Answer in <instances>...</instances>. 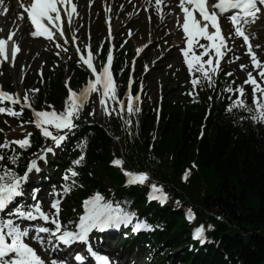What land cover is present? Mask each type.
<instances>
[{
	"label": "snow or ice",
	"instance_id": "1",
	"mask_svg": "<svg viewBox=\"0 0 264 264\" xmlns=\"http://www.w3.org/2000/svg\"><path fill=\"white\" fill-rule=\"evenodd\" d=\"M158 10L163 18V9L161 6L162 0H155ZM67 13L68 21L71 23L73 14H76L77 6L72 3V0H34L30 6H25V10L30 18L31 24L35 26V31L31 33L34 37L45 36L48 39L54 38V33L45 21L50 24L60 22L57 26L60 28V35L63 33V21L61 18V7ZM69 5L71 10L69 11ZM179 7L184 14L182 28L187 37V47L183 49L185 62L192 72L201 74V77L192 79L194 88L200 85L201 78L205 79L209 86L213 85V77L218 75L220 68V60L223 59L225 49L227 48V40L222 34L220 25V14L229 12L230 10H239L236 14L230 17L231 23L235 26V34L244 38L245 42L249 43L248 53L251 55V61L255 68L259 70V81L251 72L248 73L246 84L252 86V105H248L244 99L245 89L240 86L238 89L228 87L226 91L234 93L239 92V96L228 107V111H232L233 107L242 108L251 113V119L258 123H264V62L258 59L256 52L253 51L249 36L243 30V27L249 23H254L258 18V14L264 9V0H218V2L209 5L208 0H179ZM110 11V10H109ZM199 16V18H197ZM22 18V17H21ZM179 24V20L177 21ZM214 29V31H210ZM12 33L7 40L0 38V63L9 60L7 50L8 41L12 39ZM75 39V37H74ZM200 39H204L210 44H201L203 49L201 54L193 52L194 43H198ZM65 37V43H67ZM57 47L67 51V48L57 44ZM19 45H15L11 55V61L14 66L16 54L20 52ZM80 51V49H77ZM214 50V56L210 53ZM102 51V50H98ZM59 55V53H57ZM205 57H208L205 59ZM96 56L91 51L90 45L87 46V54L80 51V61L82 65H86L91 70V74L95 79H89L86 86L77 92L68 86L69 95L66 98L65 108L57 111L54 107L48 106L51 110H36L34 108L33 97L25 94L23 98L19 93H9L4 91L0 86V105L7 104L8 106H0V113H7L14 118H20L24 114V109L27 107L33 113L34 119L24 121L21 120L20 130L24 133L22 138L8 140L0 143V168L3 172L0 173V264H48L45 259L39 255L30 243L26 242V238L35 239L42 246L45 244V239L39 233H48L57 240V247L60 244L71 247L74 243H83L86 251L89 254L86 258L83 254L77 253L74 259L79 264H85L86 259L98 261L99 264H113L107 254H101L95 250L90 242V236L94 231L104 232L112 228H120L121 226L132 225V231H152L154 225L147 217L141 218L138 209L134 208L130 202L128 207H123L119 203L114 205L113 202L106 200L105 196L96 192L93 196L84 200L83 208L85 212L79 217L76 224L77 230H68L64 227L60 220V199L59 193H56V199L52 202L51 208L55 209L54 213H47L42 208V201L38 196V190L26 188L29 184L30 176L33 173L41 171L40 161L47 163L49 154L55 156L57 150L64 151L70 136L75 134L79 125L76 123L80 119V114L86 104L89 103L93 93H98L100 96V104L107 115L116 114L123 118L125 111L130 117L133 113H138L141 109L134 106V102L139 101L138 96H132L127 93L124 98L118 96L117 85L114 80L111 70L114 56L109 52L106 57V62L102 63L98 69L94 60ZM215 60V63H214ZM246 65H241L245 68ZM2 74V73H0ZM43 72L41 70V76ZM226 75L231 76V73ZM32 93L39 92V89L31 90ZM191 94V93H190ZM211 99V97H210ZM125 100L127 104L125 105ZM111 102V103H110ZM19 105V110H17ZM90 115H94L93 110ZM125 125L130 130L132 120L130 118L124 120ZM137 126L139 121H136ZM25 124H34L45 140V145L37 153H33L34 159L30 160L23 174H20L16 168L19 166V161L23 154L32 146V132L24 127ZM3 130L0 129V132ZM131 134V132H129ZM203 135V133H201ZM50 141V143H49ZM87 139L78 140L76 147L79 148L80 154L71 161V166L65 170L63 179L66 183L63 186L64 192H70L72 187L77 185V177L79 172L76 167L82 166L86 158ZM17 148L21 151H17ZM8 153L7 160L14 166L9 168L7 164H3ZM115 165L123 167L124 161L116 159L113 161ZM195 167V165H193ZM191 170H187L183 179L187 181ZM126 183L131 185H144L149 182L150 176L146 172H134L125 170ZM83 186V185H79ZM31 191V200L26 197ZM169 195L164 191L163 185L157 183L150 184V192L148 195L149 202L157 200L160 203H166ZM179 204L180 202L177 201ZM194 213L191 209L188 210L187 219H194ZM14 217V218H13ZM41 220L49 222L54 227L42 226L38 232L31 234L29 229L25 227L27 221ZM212 225H199L193 231L194 239L200 243H207L208 238L206 231L212 229ZM51 245V240L48 241ZM47 250V249H45ZM51 264H67V261L52 259Z\"/></svg>",
	"mask_w": 264,
	"mask_h": 264
},
{
	"label": "trees",
	"instance_id": "2",
	"mask_svg": "<svg viewBox=\"0 0 264 264\" xmlns=\"http://www.w3.org/2000/svg\"><path fill=\"white\" fill-rule=\"evenodd\" d=\"M85 76L79 71L77 84ZM62 79L61 72L50 76L46 90L35 100L39 107L44 100L61 105L67 93ZM205 101L194 104L166 101L157 125L152 111L140 118L138 126L132 120L130 130L124 119L115 120L119 143L124 150L123 167L147 172L173 196L188 202L201 221L216 226L213 236L218 246L201 250L199 255L186 252L188 261L264 264V126L254 124L241 111H228L226 100L220 98L215 100L205 133L199 139ZM79 133L89 139L80 171L83 187L70 201L71 209L92 191H103L110 199H127L136 206H143L147 189L124 188L121 170L112 167L113 156H120L121 151L106 132L100 127L84 126ZM41 145L38 139L35 146ZM78 155L79 152H73L71 159ZM187 169L191 170L190 177L183 181ZM144 210L152 220L166 224L163 232L154 237L156 243L169 241L174 247H185L189 242V227L181 210L154 206Z\"/></svg>",
	"mask_w": 264,
	"mask_h": 264
},
{
	"label": "rangeland",
	"instance_id": "3",
	"mask_svg": "<svg viewBox=\"0 0 264 264\" xmlns=\"http://www.w3.org/2000/svg\"><path fill=\"white\" fill-rule=\"evenodd\" d=\"M122 9L123 5H118L116 13L117 17L121 13ZM83 13L84 21H89L90 15L89 12H87L86 6ZM136 16L137 14L135 11L128 14L124 13L122 16L123 22H117L116 24V29L119 31L118 42L120 44V48L129 51L132 50L133 52L134 49H138L143 46V44L150 42L151 35L154 32H157L161 27L160 21H158L153 26V30H151L150 22L146 17L143 18L144 23H142L139 20H134ZM91 22L93 24L95 36L94 45L95 48L98 49L104 42H106V25L101 5L96 7ZM78 27H81V25L78 24ZM127 29H133V33L131 35L128 34L127 36ZM168 33L169 31L167 30L162 32V35L158 37V43L156 42L155 45L152 46L145 60V63L149 64V67L151 68V73L146 80L145 86L149 89L150 99L154 105H156L158 97L161 94L168 97V99L174 100L185 97L184 90H186L189 85L188 75L181 65L178 51H176V53L168 54V51L175 46L177 41V38L173 40V37L168 40ZM33 46H35L34 51L31 53L30 50L26 49L23 56H20L17 66L6 67L2 74H0V83H3L7 89L9 86H12L11 91H17L20 88L19 77L24 68L26 70H30L28 77L29 82L36 79L39 71H46L47 65L52 62L53 55L55 57L58 56V58L67 64L68 67H70L74 61L77 62V58L69 46L64 47L68 49L67 51H63L62 48H56V50H54L48 44L41 41H35ZM55 52L59 53V55ZM226 66L231 73L238 76L239 80L243 79V75L237 70V68L233 67L230 62L229 64L227 62ZM69 69L70 68L66 69L65 79L70 78ZM160 84L164 87L162 93L160 92ZM99 106L100 104L98 103V100L93 101V104L89 103L88 105H85L80 116L83 120L102 125L112 130L111 115H107L103 108H98ZM93 110L95 111V114L90 115L89 113ZM0 122L4 123V125L0 124V128L3 130L2 132L6 133V135H3L2 132H0V143H3L6 137L10 140L16 138L12 135L13 119H6L3 121L1 118ZM7 125L10 126L8 127ZM28 131L34 132L33 129H29ZM34 158L35 157H33V159ZM40 165H43V162ZM141 261L143 262V259H141Z\"/></svg>",
	"mask_w": 264,
	"mask_h": 264
},
{
	"label": "bare ground",
	"instance_id": "4",
	"mask_svg": "<svg viewBox=\"0 0 264 264\" xmlns=\"http://www.w3.org/2000/svg\"><path fill=\"white\" fill-rule=\"evenodd\" d=\"M5 7H8L10 9H15L16 4L14 3V0H0V19H3L2 20V26L4 28L2 32H5L6 26L13 22V18L11 16L10 12L7 14H4V8ZM131 8H132L131 5L127 4L126 10L129 11ZM45 23H47V21H45ZM27 31H28L27 24L23 23V25L20 29V32L18 33V37L22 41L21 44H22L23 50L25 51L27 49V50H30V52H32L34 50V46L32 47V45L35 41L32 42L28 37L24 38V36L27 34ZM14 134L21 137L23 132L17 131Z\"/></svg>",
	"mask_w": 264,
	"mask_h": 264
}]
</instances>
